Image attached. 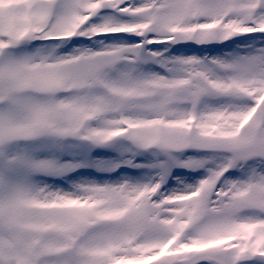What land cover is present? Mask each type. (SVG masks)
Listing matches in <instances>:
<instances>
[{"label": "snow or ice", "instance_id": "1", "mask_svg": "<svg viewBox=\"0 0 264 264\" xmlns=\"http://www.w3.org/2000/svg\"><path fill=\"white\" fill-rule=\"evenodd\" d=\"M0 264H264V0H0Z\"/></svg>", "mask_w": 264, "mask_h": 264}]
</instances>
